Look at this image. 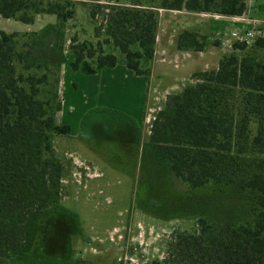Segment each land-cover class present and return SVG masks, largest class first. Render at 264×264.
I'll use <instances>...</instances> for the list:
<instances>
[{"label":"trees","instance_id":"16d2710c","mask_svg":"<svg viewBox=\"0 0 264 264\" xmlns=\"http://www.w3.org/2000/svg\"><path fill=\"white\" fill-rule=\"evenodd\" d=\"M86 4L96 20V0H0L5 19L34 24L41 15L56 17L39 32L0 33V264L29 251L38 222L61 199L64 165L54 140L72 136L70 125L56 121L63 107V44L67 24ZM158 9L241 17L247 0H163ZM105 23L124 59L100 52L93 64L97 52L82 43L71 47V69L95 75L122 63L136 76H149L159 12L124 9ZM103 27L95 29L97 37ZM207 46L208 38L196 32L177 38L179 51ZM39 47L47 54L38 57ZM247 48L235 42L217 69L195 73V82L169 95L153 121L149 146L171 176L191 191L220 188L230 198L228 214L201 217L192 231L174 233L156 264H264V172L256 165L264 161V60L255 55L264 50V37L243 53Z\"/></svg>","mask_w":264,"mask_h":264},{"label":"rangeland","instance_id":"374dc122","mask_svg":"<svg viewBox=\"0 0 264 264\" xmlns=\"http://www.w3.org/2000/svg\"><path fill=\"white\" fill-rule=\"evenodd\" d=\"M162 1L96 0V20L90 18L88 4L77 7L75 18L67 24L63 44L64 110L56 120L58 124L71 125L74 137L54 140L56 155L64 165L61 199L57 209L38 222L29 251L12 257L7 264H66L78 259L97 264L161 263L174 233L192 231L201 217L212 219L217 213L228 214V190L191 191L171 176L149 146L156 115L169 95L181 93L172 89L174 84L183 83L172 80L159 90V95L154 96L158 100L149 103L144 120L136 125L123 115L139 108L131 93L136 94L141 87L133 74V78L119 74L118 95H109L99 93L103 82L98 78L76 73L70 67L71 47L82 43H90L97 52L90 60L93 64L100 52L123 60L106 31V18L130 8L159 11ZM239 22H228L227 29L219 23L217 31L230 33L240 28L241 33H252L245 41L238 40L247 45L243 52L247 53L257 38L264 37V0H247V11ZM55 23L53 15H41L34 24L0 15V33L39 32ZM102 25L97 37L95 29ZM222 34L225 36L213 34V46H222L228 40L226 31ZM234 35L230 38L235 39ZM234 43L223 49H231ZM46 54L43 47L38 48V57ZM255 55L264 60V50ZM209 67L213 68V63ZM194 82L192 77L189 84ZM123 87H129V93L122 92ZM257 128L253 119L252 132L256 133ZM256 165L264 172V161Z\"/></svg>","mask_w":264,"mask_h":264},{"label":"crops","instance_id":"0c3cea01","mask_svg":"<svg viewBox=\"0 0 264 264\" xmlns=\"http://www.w3.org/2000/svg\"><path fill=\"white\" fill-rule=\"evenodd\" d=\"M158 12L159 26L156 38L154 58L151 62V65L149 66V76H136L122 63H119L114 68H104L95 75H86L95 76L100 82H103V84H101L99 88V93L103 92L104 94L118 95L117 92L119 91V85L117 84V78L119 77V74L128 76V78H133L130 77V74H133L136 81L138 82V86L141 87L136 94L131 93L134 95L135 101H137V103L139 104V108L137 109V111L133 110L131 111L132 113L127 112L123 115H125L128 120L136 125L144 120L145 111L148 108L149 103L153 100H158V98L154 96L155 94H158L159 90H161L163 87H166V85H168V83L173 80L175 83H183L182 86H180V84H178L179 86L174 84L172 88L175 91L182 92L184 87L192 82V77L195 73L212 70L215 67L218 68V64L222 56L232 51V48L225 50L223 49V47L226 44L228 47H231L229 45L230 42H237L241 37H245L246 34L241 33L240 28L238 31L233 30L230 33L225 30L227 34L226 37H229L227 38L228 40L225 43L223 41L222 46H213V34L217 33V35L219 36H225V34H222L225 33V31H217V29H220L219 23H223V26H226L227 29L229 28L228 22L233 21L240 23L239 21L242 20L245 14L241 17H226L218 14L190 13L185 10L162 11L159 9ZM184 31L196 32L201 35H205L208 38V46L206 47V49L203 52L179 51L177 49V38ZM234 33L237 35H234ZM231 35H234L236 38H230ZM212 63L213 68L209 67ZM62 84L63 79L60 89V97L62 99L63 106L61 112H63L64 110V99L62 98L61 94ZM123 88L124 89L122 92H126V94L129 93V87H127V89L125 87ZM71 137H74V135H72Z\"/></svg>","mask_w":264,"mask_h":264},{"label":"built area","instance_id":"2783aa9c","mask_svg":"<svg viewBox=\"0 0 264 264\" xmlns=\"http://www.w3.org/2000/svg\"><path fill=\"white\" fill-rule=\"evenodd\" d=\"M252 36V33H248V34H245V37L243 36V37H241L240 39H239V41H245V39L247 38V37H251ZM245 38V39H244Z\"/></svg>","mask_w":264,"mask_h":264}]
</instances>
